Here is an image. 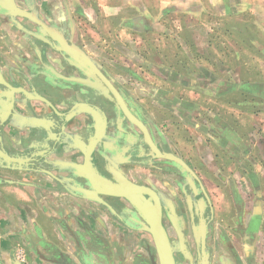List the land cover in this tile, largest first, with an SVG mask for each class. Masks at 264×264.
Segmentation results:
<instances>
[{"label": "crops", "instance_id": "crops-1", "mask_svg": "<svg viewBox=\"0 0 264 264\" xmlns=\"http://www.w3.org/2000/svg\"><path fill=\"white\" fill-rule=\"evenodd\" d=\"M11 8L35 9L76 54L129 83L151 134L201 177L222 240L223 228L230 249L264 262V0H0L7 22ZM44 112L30 101L21 122L42 125ZM51 176L0 169V250L24 251L25 264H74L79 253L106 264L107 245L119 247L115 215ZM256 214L259 236L243 228L239 239L234 223Z\"/></svg>", "mask_w": 264, "mask_h": 264}, {"label": "flooded vegetation", "instance_id": "flooded-vegetation-1", "mask_svg": "<svg viewBox=\"0 0 264 264\" xmlns=\"http://www.w3.org/2000/svg\"><path fill=\"white\" fill-rule=\"evenodd\" d=\"M20 10L11 8L9 22L0 12V25L5 27L0 47V169L53 174L56 178L47 181L52 186L67 183L74 191L81 188L86 195L79 197L97 202L115 215L111 214L113 225L121 227L119 247L107 245L106 264H160L153 229L156 212L172 264H264L251 251L238 254L230 249V236L223 228L227 240H222L201 177L169 150L165 139L151 134L150 118L131 95L129 83L112 77L103 63L79 46L92 61L87 63L76 54L65 33L35 9ZM56 32L61 34L59 38ZM10 75L18 76L22 84H9ZM30 101L51 118L38 126L23 124L21 111ZM28 149L30 161L24 160ZM166 155L180 160L190 171ZM88 171L96 182L108 179L129 192L133 203L98 194L91 187ZM238 220L233 233L239 239L243 228L251 230L252 237L259 236L257 214L245 225ZM8 260L25 264L24 251L0 250V264ZM74 264L94 262L91 256L79 253Z\"/></svg>", "mask_w": 264, "mask_h": 264}, {"label": "water", "instance_id": "water-1", "mask_svg": "<svg viewBox=\"0 0 264 264\" xmlns=\"http://www.w3.org/2000/svg\"><path fill=\"white\" fill-rule=\"evenodd\" d=\"M79 54L87 63H92L91 59H89L87 56H85L82 52H79ZM166 157L181 163V165L185 169L190 171L188 169V167H186L185 164L183 162H181L180 160H178V159H176L170 155H166ZM88 179H89V182L91 184L92 189H94V191H96L98 194L109 196V197L125 198L130 203H133V201H131V199L129 197V192L122 190V189H118L117 184L112 183L110 180L107 179L101 183L96 182V180L89 174V171H88ZM75 190L76 191L74 193H77L78 196H80V194L86 195L85 191L81 188H76ZM71 192H73V191H71ZM97 201L105 206V203L101 199H97ZM106 207H108V206L106 205ZM153 229H154V233H155L154 241H155V245H156V249H157V253H158L159 263L160 264H172L173 261H172V257H171V252H170L168 240H167L166 236L164 235L162 228H160V221H159L158 212H156L155 216H154Z\"/></svg>", "mask_w": 264, "mask_h": 264}]
</instances>
